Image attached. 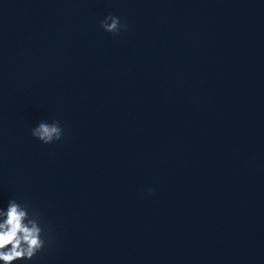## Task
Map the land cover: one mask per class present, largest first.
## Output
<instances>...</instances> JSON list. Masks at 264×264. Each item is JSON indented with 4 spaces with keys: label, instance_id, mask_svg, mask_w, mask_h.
Instances as JSON below:
<instances>
[{
    "label": "water",
    "instance_id": "1",
    "mask_svg": "<svg viewBox=\"0 0 264 264\" xmlns=\"http://www.w3.org/2000/svg\"><path fill=\"white\" fill-rule=\"evenodd\" d=\"M21 2L158 263L264 264V0Z\"/></svg>",
    "mask_w": 264,
    "mask_h": 264
},
{
    "label": "clouds",
    "instance_id": "2",
    "mask_svg": "<svg viewBox=\"0 0 264 264\" xmlns=\"http://www.w3.org/2000/svg\"><path fill=\"white\" fill-rule=\"evenodd\" d=\"M99 27L113 35L127 30V24L111 13L99 21ZM30 135L42 144H50L62 138L63 128L57 120L41 119L31 127ZM48 240L45 225L28 203L14 197L0 202V264L32 262Z\"/></svg>",
    "mask_w": 264,
    "mask_h": 264
}]
</instances>
